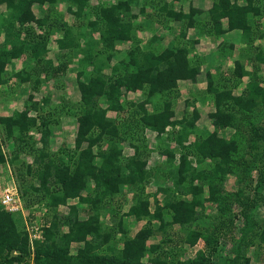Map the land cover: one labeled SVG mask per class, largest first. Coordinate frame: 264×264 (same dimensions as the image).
<instances>
[{
  "label": "trees",
  "instance_id": "16d2710c",
  "mask_svg": "<svg viewBox=\"0 0 264 264\" xmlns=\"http://www.w3.org/2000/svg\"><path fill=\"white\" fill-rule=\"evenodd\" d=\"M58 1L60 0H0V5L5 7V10L0 12V88L7 82V65L21 56L27 60L13 75L19 83L30 81L31 90L37 89L41 76L58 75L76 59L80 101V112L75 115L76 148L81 147L85 136L94 129L88 136L87 147L79 151L75 160L65 163L60 156H56L57 154L52 157L48 151L50 137L62 125L51 124L48 118L50 112L45 113L42 101H35L31 94V102L23 109L15 110L11 115H0V164L7 163L14 167L21 155L32 156L30 164L23 163L24 170L23 166H17L18 173L14 170L16 184L25 205L46 201L56 208V205L66 203L68 198H78L79 202L92 205L86 210V220L78 218L77 205H70L69 215L62 217L68 231L58 233L55 222L45 227L44 240L35 242L34 251H30L26 233L16 228L13 216L20 215V212H8L0 207V264L21 262L30 254L33 255L35 264H143L146 253L150 254L147 259L151 264H220L215 261L219 238H233L234 234L239 232L230 214L225 223L227 229L224 228L220 236L208 237L207 243L211 246L209 254L199 251L193 258L173 260L177 255L174 248L182 246L185 250L187 247H184V244L194 246L197 240L204 236L201 214L196 210L197 205L201 204L199 199L205 192L203 181L212 177L217 179L220 174L229 170L227 165L230 159L227 150L231 144L224 138L215 137L211 132L198 136L194 125L198 115L188 116L187 111L179 119L174 118L172 93L180 81H195L200 72V57L194 55L193 60L190 58V51L198 39L185 38L189 28H197L202 34L210 29V33L217 37L225 31L239 30L246 48L252 47L256 50L253 53L256 60L249 61L252 65L251 71H246L243 65L235 63L231 80L236 84L240 78L247 76L248 85L258 91V94L264 93V78L261 84L256 80L260 65H264V47L254 45L260 24L256 18L264 16V2L255 4V0H215L212 7L205 12L193 8L186 13L175 11L167 2L159 0L161 5L158 8L165 21L171 23L176 20L181 25L176 33L178 38L169 39L165 46L159 47L157 42L162 41L163 37L157 34H152L145 42L136 36L144 25L140 20H136L138 15L132 14L133 6L138 5L139 0L99 3L92 13L95 16L91 18L86 13L90 8V0H66L68 13L74 18L71 26L62 13L44 11L47 10V7L44 8L45 3L54 5ZM34 4L40 9V16L35 15ZM145 4L147 3L144 2L141 12ZM201 13L207 18L196 19V15ZM223 19L227 20L226 28L222 27ZM74 30L77 31L76 34ZM93 32H97L98 37H93ZM55 33L58 34L54 39L55 49L60 52L56 56L59 58L56 59L58 63L46 55L49 51L47 44L50 36ZM127 42L130 47L122 58L116 60L115 45ZM206 78V95L203 101L212 100L216 112L221 115L218 124L223 122L226 125L231 121L223 119L224 106L229 105L231 101L237 102V99L228 89L225 78L215 83L209 69ZM136 91L142 93L141 99H121L125 93ZM4 93L5 90L0 89L3 98L6 97ZM158 104L160 106L157 110L148 108V105ZM189 105L192 104L186 101L187 108ZM42 111L44 113H41ZM109 111L121 114L120 117L124 120L123 130L118 129L120 119L109 116ZM218 114L213 113L211 116ZM146 129L156 132L157 137L166 135V146L161 152L165 157L167 171L162 179L163 184L170 182V185L160 186L158 189L166 193L164 207L169 213L166 218L163 217L164 212L159 203H156L154 211L150 209L149 200L144 197L142 191L145 180L157 172L156 168L150 171L145 168L149 152L145 139ZM32 130L38 135L36 141L31 134ZM94 131L97 133L94 134ZM193 133L198 137L189 141L188 136ZM104 139L111 146L107 151L98 152L99 158L107 160V163L100 167L90 163L92 157H97L96 153L92 152V146L103 142ZM123 141H127L128 147L133 150L129 157L124 156V147L118 146ZM171 143L173 144L170 145ZM4 146L10 149L8 155ZM218 156L225 165L221 168L210 162L209 170H205L203 160ZM190 157L197 165L203 167L196 169ZM263 175L264 172L260 171L253 194L242 189L245 195L237 194L232 198L241 206L244 219L248 218L250 209L260 204L261 196L256 189L261 190L264 184ZM34 180L38 181V185L34 184ZM197 180L199 182L195 183ZM200 182L202 185H199ZM87 183L93 184V193L82 195L81 192L87 189ZM124 187L134 195L130 207L123 215L133 216L136 220L147 218L148 222L133 237L126 238L117 249L115 244L110 243V238L121 231L118 229L100 232V209L108 201L107 196L118 195ZM209 192L210 200H223L221 190L211 187ZM188 195L191 199L187 198ZM21 214L23 215V212ZM152 220H157L158 226L154 227ZM159 231L167 235L170 232V236L147 248L148 239ZM240 234L239 241L232 249V255L227 256L224 264H250V258L242 251L250 243L264 244V222L248 226ZM256 237L258 240L254 242ZM71 242L84 244L72 254L68 249ZM108 242L113 245L108 246ZM165 244L174 248L171 247V251L167 252L164 249ZM103 245H106L108 250L117 249L116 257L95 252ZM151 253L156 255L152 256Z\"/></svg>",
  "mask_w": 264,
  "mask_h": 264
},
{
  "label": "rangeland",
  "instance_id": "374dc122",
  "mask_svg": "<svg viewBox=\"0 0 264 264\" xmlns=\"http://www.w3.org/2000/svg\"><path fill=\"white\" fill-rule=\"evenodd\" d=\"M115 0H90L89 1V9L86 11L89 17H94V11L97 7L96 5L99 3H108ZM165 2L171 0H162ZM235 1V0H234ZM240 2H244L245 0H238ZM144 2L147 4L144 5L143 12H141V7ZM264 0H255L256 3H263ZM159 5L161 2L159 0H139L138 5L133 6L132 14L138 15L136 20H140L144 25L141 29L140 33H137L136 36L142 42L148 40L152 34H157L158 36L163 37L162 41L157 42L160 46H165L169 39H175L176 33L179 32V28L181 27L178 21H173V24L165 21V17L163 13L160 12ZM47 7V10L44 9L45 12H59L64 15V19L68 21V25L71 26L73 22V17L68 13L67 10V1L60 0L54 5L44 4V8ZM5 10L4 5H0V12ZM33 11L36 16H40V9L37 5H33ZM204 11V8H203ZM60 18V16H59ZM206 15L204 13L196 15V19L202 20L206 19ZM258 21H260L258 32L254 39V45H260L264 47V16L257 17ZM172 21V20H171ZM151 22V23H150ZM227 20H222V27L226 28ZM75 29V27H74ZM195 29L190 28L186 32V39H194ZM230 31H225L224 34L217 37L214 34H211V30L209 29L205 34L198 32L200 35L199 43L194 45V47L190 51V58L193 60L194 55H198L200 57L199 60L201 64L200 72L197 74L195 81L191 80H182L178 83L176 90L172 93L174 96V118L179 119L182 115H184L187 111L189 113L188 116L198 115L197 120L195 121V130L196 133L201 136L206 135L208 132L214 133L215 137L218 136L220 138L226 139V142L231 145L227 150L229 153V163L227 167L229 170L226 173L220 174L217 179L213 177L211 179H206L203 181L204 190L203 196L199 199L201 204L197 205L196 210L201 214V220L203 225L201 228L204 231V236L199 238L194 246H186L185 250L182 246L178 248H174V246L170 244H165L164 249L167 252L171 251V247L177 250V255L173 258L175 259H189L195 257L200 251L201 253L209 254L210 245H208V237L211 235H215L216 237L227 227L225 224L227 222V217L230 214L233 217L234 224L237 228V231L242 233L244 229H247L248 226L256 225V223L261 224L264 222V184L261 190L256 189L261 196L260 204L256 207L250 209L248 218L244 219L241 214V206L233 201L232 198L236 197V195H242V189L249 191L250 194L254 193V188H256L258 179L260 178V171L264 172V93L258 94V91L254 90L253 87L248 85L249 78L247 76H243L240 78L239 82L234 84L231 80L232 71H234L235 63H240L243 65L246 71L252 70V65L250 64V60L254 58L255 49L252 47L249 48L245 46V42L241 40V35L239 33ZM77 31L74 30V34ZM85 32L88 36V29H85ZM171 32L174 34H171ZM261 34L263 36H261ZM58 35L57 33L54 36L50 37L49 42L47 44L49 56L55 63H58V59L56 56L60 53L55 49L54 37ZM93 37H98L97 32L92 33ZM2 40V37H1ZM130 44L127 43H119L115 45V57L116 60L122 58L125 54L126 49H128ZM245 46V47H244ZM95 52V50H94ZM264 54V48L262 50ZM26 56V55H24ZM57 59V60H56ZM27 60L26 58L22 59V56L16 58L11 63L7 65V82L0 89L5 90L6 97L1 100H5L6 104H0L1 108L16 107L13 109H23L26 104H29L31 101L29 100V96L32 94V97L35 101H42L43 110H46L45 113H49V120L51 124L62 125L59 126L58 129L55 130L53 135L50 137L49 148L51 156L54 157L60 156L65 163H69L72 160H75L79 151L86 148L88 145V136L92 133L89 132L85 136V140L82 142L80 148H76L75 144V135H76V121L75 115L77 112H80V101H79V90L76 78V69H77V61L76 59L72 61V63L68 66V71L62 75L57 76L54 74H49L50 77L41 76V83L38 85L37 89L31 90V82L27 83H19L17 77L13 75V72L19 71L23 66V62ZM256 60V59H255ZM197 61V60H195ZM258 75L256 80H259L258 83L261 84L262 79L264 78V65H260ZM29 68V67H28ZM212 73L215 79V83H219L223 78L228 82V89L231 91V94L235 96L237 102L231 101L229 105L224 106V118L225 121H231L230 123L224 125L223 122L218 124L219 117L221 116L216 112L214 104L211 99H205L203 101L204 96L206 95V86H207V71ZM258 71V68H257ZM31 83V84H30ZM178 92V94H177ZM1 96V94H0ZM49 97V98H44ZM143 97L140 91L136 92H127L125 96H121L122 98H126L128 100L137 101ZM186 101L191 103L189 107H186ZM68 102V103H67ZM14 103V105H13ZM71 103V104H70ZM79 105H76L77 104ZM65 106V107H64ZM160 104L153 106L148 105L150 110H157ZM11 109V110H12ZM78 110V111H77ZM193 111V112H192ZM196 111L198 114H196ZM41 113H44L43 111ZM216 113L218 115L211 114ZM228 114V117L226 115ZM47 115V114H46ZM109 116H112L116 119H120L119 123V131L123 130L124 120H122L121 114H116L115 112L109 111ZM233 116V119H232ZM218 117V118H216ZM218 119V120H217ZM131 120V119H130ZM58 121V122H57ZM218 124V125H217ZM97 131H94V134ZM31 134L34 136L35 141L38 139V135L35 130H32ZM165 136L157 137L156 132L146 129L145 130V139L147 142L148 150L146 156V169L149 171L153 168H156L154 174L152 173L147 180H145V187L143 191L144 197L148 198L149 206L152 211L156 209V203H159L160 207L162 206V211L164 212L163 217H168V210L164 207V199H166V193L158 190L159 187H164L170 185V182H165L162 179L164 173L167 171V165L165 164V157L162 154V149L166 146ZM195 133L190 134L188 136V140L192 141L195 137H198ZM263 136V137H262ZM105 138V136H103ZM118 144V142H117ZM171 143L170 145H172ZM128 142L123 141L122 144H118V146H123L124 156H131L133 154V150L128 147ZM168 145V144H167ZM111 144L107 143L106 139L101 143H97L92 146V152L96 153L95 158L92 157L90 163L96 164L97 166H102L107 163L106 158H99V151H107L109 150ZM171 146H168L170 148ZM5 152L8 155L10 150L8 151L7 147L4 146ZM9 152V153H8ZM148 159V160H147ZM191 159V157H190ZM193 166L196 169H200L205 166V170H209L208 165L210 162L216 164L218 167H223L225 164L220 156L214 158H205L203 160V166L200 164L197 165L193 159ZM13 166H7L5 164H0V194H1V186L4 187L7 184L12 185L16 184V174L18 173L17 166H23V163L30 164L32 162V156L30 155H21L19 161ZM71 165V163H70ZM24 166L23 169L24 170ZM15 170V171H14ZM213 175H216L212 172ZM264 180V175H263ZM197 180L195 183H198ZM202 182H200L199 185ZM34 184L38 185V181L34 180ZM17 185V184H16ZM87 185V189L82 191V195H87L89 193H93L91 191L92 183ZM216 188L217 190H221V195L223 200L214 201L210 200L209 190L210 188ZM18 189V188H17ZM19 195L21 196V192L18 190ZM246 193V192H245ZM228 194V195H227ZM244 194V193H243ZM93 195V194H92ZM133 193L128 191L127 187L123 188V191L120 192L116 196L106 197V201L103 208L100 209V232H109L111 230L115 231L120 229L117 235L115 234L110 238V243L115 244L118 249L123 241L126 238H131L138 232L147 222L148 219L144 218L142 220H136L133 216L123 215L128 208L130 207L133 200ZM227 195V198H226ZM245 195V194H244ZM110 196V195H109ZM22 197V196H21ZM190 198V195L187 196ZM225 198V199H224ZM263 198V199H262ZM227 199V200H226ZM226 200V201H225ZM199 201V202H200ZM70 205H77L78 208V218L80 220L88 219V207L92 205L91 203L79 202L78 198H68L66 203H60L55 207H51L49 202L42 201L40 203H24V211L23 215L20 212V215H14V221L16 224V228L18 231L26 233L28 237V246L30 251H34V244L36 241L44 240V228L52 225L54 222L57 224L58 233H63L68 231V226L64 225V221L62 217L65 215H69L70 213ZM158 205V204H157ZM0 207L4 209V207L0 204ZM159 207V206H157ZM5 210V209H4ZM249 219V220H248ZM157 220H152L151 224L155 227L158 226ZM37 227L33 228V227ZM227 229V228H226ZM41 231L43 235L42 238L31 239V236L38 235ZM236 232L232 237L228 238H219L216 254V263L224 264L226 263V259L228 253L232 251V244H236L241 234ZM250 235V234H249ZM170 236L165 232H157L155 236L148 239L147 248L157 241H164L165 238ZM220 236V235H219ZM29 238L33 240L32 245L29 242ZM247 238V237H246ZM254 238V237H253ZM252 238V239H253ZM257 238V237H256ZM58 239V235L55 237ZM233 239V240H232ZM257 239H253V241H257ZM233 242V243H232ZM107 243L108 246L113 244ZM250 243V242H249ZM83 242H71L68 246L69 251L72 254H75L79 247L83 246ZM234 244V245H235ZM59 245H61L59 243ZM102 245V244H101ZM263 245V246H262ZM250 243L249 249L246 251L251 257H253V263L255 261L256 254L253 251H258L259 247L264 249V244ZM166 247V248H165ZM189 247V248H188ZM117 249H115L117 251ZM113 250H108L106 245L101 246L99 249L95 250L96 253H102L107 255H112V257H116L117 252ZM203 251V252H202ZM156 252V251H155ZM245 253V250L242 251ZM152 256L156 255L155 253H151ZM262 255V253H261ZM260 255V256H261ZM258 258V264H264V257ZM150 254L146 253V258L143 259V264H151L149 262ZM214 263V262H213ZM14 264H35L33 255L24 257L23 261L16 262ZM256 264V262H255Z\"/></svg>",
  "mask_w": 264,
  "mask_h": 264
},
{
  "label": "crops",
  "instance_id": "0c3cea01",
  "mask_svg": "<svg viewBox=\"0 0 264 264\" xmlns=\"http://www.w3.org/2000/svg\"><path fill=\"white\" fill-rule=\"evenodd\" d=\"M215 0H171V1H168L167 3H168V5H169V7H171L172 9H174L175 11H179V10H181L182 12H190L191 11V9H201L202 11H203V8H204V12L205 11H207L209 8H211L212 7V5H213V2H214ZM230 1H234V0H230ZM238 1V0H237ZM238 2H240V1H238ZM174 21H176V20H174ZM170 24H173V22H171ZM175 24H179V22L178 23H175ZM190 29V28H189ZM198 32H200V30L199 29H197V31H196V29H195V35L194 36H196L194 39H198V41L196 42V44H198L199 43V37H200V35H198L199 33ZM230 32H233L232 30L230 31ZM234 32H236V34H237V32L239 33V35H241V33H240V31L239 30H234ZM52 36H54V35H52ZM52 36H50V37H52ZM56 37H54V39H55ZM195 44V45H196ZM49 57V56H48ZM68 71V69H66L65 71H63V72H61L62 73V75H64L66 72ZM61 73H60V75H61ZM59 75V74H58ZM58 75H56V77L58 76ZM59 75V76H60ZM5 98V97H4ZM2 96H0V104H2L3 105V103L4 104H6V101L5 100H1V99H4ZM13 105H14V103H13ZM16 107H13V109H15ZM12 108H10L9 106L8 107H4V108H1L0 107V115H11L13 112H14V110L12 109ZM16 110H20V109H16ZM7 147V146H6ZM8 150H10L9 148H7ZM10 152V151H9ZM5 165H7V166H9L7 163L5 164ZM7 184V183H6ZM1 188H3L2 186H1ZM252 235V234H251ZM233 243V242H232ZM235 244V243H234ZM234 244H232L233 246H235ZM263 243H260V245H262ZM263 246V245H262ZM234 247H232V249H233ZM250 247L249 246H247V248L245 247L244 248V250H245V256H247V257H249L250 258V264L251 263H253V257H251V255H249L246 251L249 249ZM232 251V250H231ZM253 253L254 254H256V257H254L255 258V261H254V264H255V262H256V264H258L257 263V261H258V258H259V256L261 255V253H262V255L260 256V257H264V249L262 248V247H259L258 248V251H256V249H255V251H253ZM228 255H232V252L231 253H228ZM257 258V259H256Z\"/></svg>",
  "mask_w": 264,
  "mask_h": 264
},
{
  "label": "built area",
  "instance_id": "2783aa9c",
  "mask_svg": "<svg viewBox=\"0 0 264 264\" xmlns=\"http://www.w3.org/2000/svg\"><path fill=\"white\" fill-rule=\"evenodd\" d=\"M36 28V27H35ZM17 185L14 183L12 185L6 184L2 189H1V194H0V204L4 207L5 210L8 212H23L24 211V200L23 198L19 195ZM36 228L37 227H33ZM38 235H33L31 236V239H40L42 238L41 231ZM29 238V242L32 245L33 240Z\"/></svg>",
  "mask_w": 264,
  "mask_h": 264
}]
</instances>
